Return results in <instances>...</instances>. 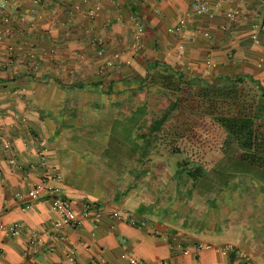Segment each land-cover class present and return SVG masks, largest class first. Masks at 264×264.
I'll list each match as a JSON object with an SVG mask.
<instances>
[{
    "label": "crops",
    "instance_id": "obj_1",
    "mask_svg": "<svg viewBox=\"0 0 264 264\" xmlns=\"http://www.w3.org/2000/svg\"><path fill=\"white\" fill-rule=\"evenodd\" d=\"M5 1L0 28L9 13L13 33L0 39V223L25 231L0 230V264H129L130 255L243 264L228 245L264 264V191L254 194L247 179L205 191L176 177L184 153L145 147L157 141L147 130L157 106L167 107L150 82L157 69L197 86L255 81L264 94L263 0H205L201 14L195 0ZM41 180L69 202L76 224H61L48 193L28 195ZM195 244L212 247L195 253Z\"/></svg>",
    "mask_w": 264,
    "mask_h": 264
},
{
    "label": "trees",
    "instance_id": "obj_2",
    "mask_svg": "<svg viewBox=\"0 0 264 264\" xmlns=\"http://www.w3.org/2000/svg\"><path fill=\"white\" fill-rule=\"evenodd\" d=\"M156 72L158 78L150 82L161 85L167 107L147 129L156 143L147 141L145 147L188 154L179 162L180 171H186L194 184L204 181L210 169L231 161L238 166L235 175H243L250 165L264 172V94L259 83L237 78L228 84L197 86L178 70L162 67Z\"/></svg>",
    "mask_w": 264,
    "mask_h": 264
},
{
    "label": "built area",
    "instance_id": "obj_3",
    "mask_svg": "<svg viewBox=\"0 0 264 264\" xmlns=\"http://www.w3.org/2000/svg\"><path fill=\"white\" fill-rule=\"evenodd\" d=\"M262 4H263V10L258 12L256 16L259 17V21H260L259 27L264 29V0ZM6 7H7V2L5 0H0V13L6 10ZM191 9L195 14L204 13L207 11V2L205 0H195L191 5ZM225 14L229 19L236 20L239 13L237 10H228L225 12ZM9 17H10L9 13H6V12L2 16V21L6 25L3 28H0V39L9 37L13 33V28L8 25V22L10 19ZM185 27H186V21L182 18L179 19L178 24L176 26V30L178 32H181L184 30ZM141 31H142V28L141 26H139L133 32L132 42H133L134 48L140 47ZM252 38L254 39L255 42H258V39L256 36H253ZM80 56L82 57L83 55H80ZM258 64L259 65L262 64V59L259 61ZM7 144H9V142H7ZM10 161L13 162V159H11ZM43 193H48L51 207L53 210H55L60 215L61 224L74 225L78 222V216L74 212V210L71 208L69 202L60 195L57 188L49 187L46 183V180H41L38 183H33V185L30 187L28 191V195L30 197H40ZM83 215L86 216V214H83ZM129 220L131 223L133 224L135 223V221L132 218H129ZM143 223L144 221L141 222L140 225H142ZM0 230H3L4 232L9 233V234H15V235L25 231L23 225L19 222L8 223V224L0 223ZM27 234L31 239H36L39 236V233L35 230H27ZM211 247L212 246L209 244H206V245L195 244L193 247V250L195 253H197L203 248L207 249ZM226 249L232 253L234 252L237 253L240 256V258L243 260V264H256L254 260L250 257V255H248L246 252L242 250H238L232 245H228ZM189 252L190 251L188 249H185L183 251L184 254H188ZM66 260L69 263L75 262V251L72 248L67 250ZM128 263L129 264H145L143 262L137 261V259H135L131 255L128 257Z\"/></svg>",
    "mask_w": 264,
    "mask_h": 264
},
{
    "label": "rangeland",
    "instance_id": "obj_4",
    "mask_svg": "<svg viewBox=\"0 0 264 264\" xmlns=\"http://www.w3.org/2000/svg\"><path fill=\"white\" fill-rule=\"evenodd\" d=\"M165 99H166L165 97H162V99L160 101V104L162 106H165V101H164ZM160 107H161L160 105L157 106L158 111L153 114L152 119H154V118L158 119L160 117V115L162 114L161 111L163 110V108L161 109ZM194 154H198L199 157H201L203 155L199 152L194 153ZM184 155H185V157L183 159L179 160V162L186 159L188 154L184 153ZM205 156L206 155L204 154L202 157L204 158ZM222 166H223L222 168L218 167L219 169L217 168L216 171H213L212 169L209 170V166H208L207 167L209 170L208 176H206L204 181L202 179L201 182H198L197 184H199L200 187H202L205 191L217 193L218 191H221V190L223 191V189L226 190L225 188H226L227 184L232 183L233 181L241 187V186H243L245 179H247L245 182H247L248 184L255 185L256 187H254V188L255 189L257 188V190H258V191H255L254 194H256L257 196H260L261 193H263V191H264V172L261 171V169H257L256 167L250 165V166L244 168L243 175H235V174H233V173H235L233 171H235V168H238V166H236L233 161H231V163H227L226 167L224 165H222ZM190 167H191V165H190ZM225 170L229 171V173H231V175L229 174V176L228 175L226 176V174H224V173H226ZM181 174L182 173L179 170L178 173L176 174L177 175L176 177L177 178L180 177L181 182H183V180L186 179V175H185L186 173H183V175H181ZM213 178L215 179V181H213ZM224 180H226L227 183L224 184L223 183ZM189 182L190 181L187 180V183H189ZM190 183L192 185V182H190ZM238 203H240V200L235 199L234 204H238Z\"/></svg>",
    "mask_w": 264,
    "mask_h": 264
}]
</instances>
